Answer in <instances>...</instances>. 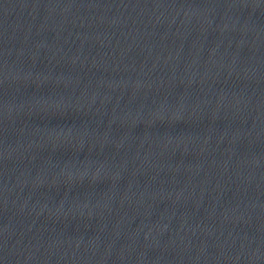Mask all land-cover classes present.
<instances>
[{
    "label": "water",
    "instance_id": "water-1",
    "mask_svg": "<svg viewBox=\"0 0 264 264\" xmlns=\"http://www.w3.org/2000/svg\"><path fill=\"white\" fill-rule=\"evenodd\" d=\"M0 264H264V0H0Z\"/></svg>",
    "mask_w": 264,
    "mask_h": 264
}]
</instances>
